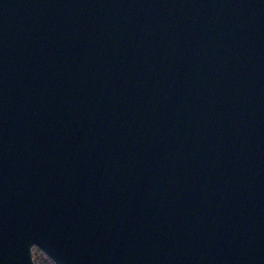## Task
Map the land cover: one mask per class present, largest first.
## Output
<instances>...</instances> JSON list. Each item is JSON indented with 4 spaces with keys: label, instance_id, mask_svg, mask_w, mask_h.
I'll use <instances>...</instances> for the list:
<instances>
[{
    "label": "water",
    "instance_id": "95a60500",
    "mask_svg": "<svg viewBox=\"0 0 264 264\" xmlns=\"http://www.w3.org/2000/svg\"><path fill=\"white\" fill-rule=\"evenodd\" d=\"M264 264V0H0V264Z\"/></svg>",
    "mask_w": 264,
    "mask_h": 264
},
{
    "label": "trees",
    "instance_id": "16d2710c",
    "mask_svg": "<svg viewBox=\"0 0 264 264\" xmlns=\"http://www.w3.org/2000/svg\"><path fill=\"white\" fill-rule=\"evenodd\" d=\"M33 258L36 264H57L44 250L34 245Z\"/></svg>",
    "mask_w": 264,
    "mask_h": 264
}]
</instances>
